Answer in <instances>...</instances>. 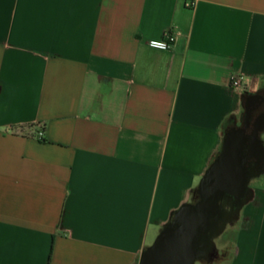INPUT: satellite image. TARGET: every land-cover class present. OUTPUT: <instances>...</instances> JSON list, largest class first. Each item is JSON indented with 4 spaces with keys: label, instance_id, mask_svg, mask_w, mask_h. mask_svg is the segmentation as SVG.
Here are the masks:
<instances>
[{
    "label": "crops",
    "instance_id": "obj_1",
    "mask_svg": "<svg viewBox=\"0 0 264 264\" xmlns=\"http://www.w3.org/2000/svg\"><path fill=\"white\" fill-rule=\"evenodd\" d=\"M263 91L264 0H0V264H140ZM261 175L195 264H264Z\"/></svg>",
    "mask_w": 264,
    "mask_h": 264
},
{
    "label": "water",
    "instance_id": "obj_2",
    "mask_svg": "<svg viewBox=\"0 0 264 264\" xmlns=\"http://www.w3.org/2000/svg\"><path fill=\"white\" fill-rule=\"evenodd\" d=\"M262 131L264 122L252 134L242 128L228 133L221 156L202 181L203 200L196 205L186 204L176 213L174 221L143 253L140 264H195L207 253L211 246L207 232L211 228L218 231L225 223L218 197L231 195L238 206L246 195L252 157L261 159L263 155Z\"/></svg>",
    "mask_w": 264,
    "mask_h": 264
},
{
    "label": "flooded vegetation",
    "instance_id": "obj_3",
    "mask_svg": "<svg viewBox=\"0 0 264 264\" xmlns=\"http://www.w3.org/2000/svg\"><path fill=\"white\" fill-rule=\"evenodd\" d=\"M264 122V91L259 95L248 97L246 100V113L244 117V126L242 129L246 130L248 134H252L256 128L263 125ZM247 147L245 152H247ZM254 161L249 168L257 167L261 163L255 155L252 157Z\"/></svg>",
    "mask_w": 264,
    "mask_h": 264
},
{
    "label": "built area",
    "instance_id": "obj_4",
    "mask_svg": "<svg viewBox=\"0 0 264 264\" xmlns=\"http://www.w3.org/2000/svg\"><path fill=\"white\" fill-rule=\"evenodd\" d=\"M148 44L153 48L168 50L172 48L174 44V38L171 32L168 31L166 32L164 39H151L148 41ZM231 85L236 89L240 88L242 86V76L238 74L232 75ZM39 136H43V132H39Z\"/></svg>",
    "mask_w": 264,
    "mask_h": 264
},
{
    "label": "rangeland",
    "instance_id": "obj_5",
    "mask_svg": "<svg viewBox=\"0 0 264 264\" xmlns=\"http://www.w3.org/2000/svg\"><path fill=\"white\" fill-rule=\"evenodd\" d=\"M264 183V176L261 175V176H258V177H254L251 182H250V185L251 186H257V187H261ZM229 238V232H226L225 234H222L220 236H217L215 238V244L221 248L223 247L225 244H226V239ZM197 264H200V262H198Z\"/></svg>",
    "mask_w": 264,
    "mask_h": 264
},
{
    "label": "trees",
    "instance_id": "obj_6",
    "mask_svg": "<svg viewBox=\"0 0 264 264\" xmlns=\"http://www.w3.org/2000/svg\"><path fill=\"white\" fill-rule=\"evenodd\" d=\"M208 171H209V170H208ZM208 171H207V173H208ZM207 173H206V175H207ZM206 175H205V176H206ZM177 212H178V211H177ZM177 212H176V213H177ZM176 213H175L174 216L170 219V221L168 222V224H167L166 226L170 225V224L174 221Z\"/></svg>",
    "mask_w": 264,
    "mask_h": 264
}]
</instances>
